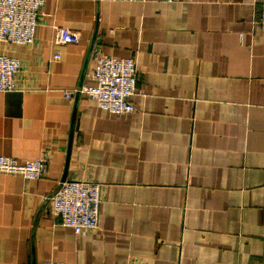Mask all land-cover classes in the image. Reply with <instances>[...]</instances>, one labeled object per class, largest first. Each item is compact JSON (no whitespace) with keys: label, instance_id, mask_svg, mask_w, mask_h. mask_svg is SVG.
<instances>
[{"label":"crops","instance_id":"0c3cea01","mask_svg":"<svg viewBox=\"0 0 264 264\" xmlns=\"http://www.w3.org/2000/svg\"><path fill=\"white\" fill-rule=\"evenodd\" d=\"M257 17L256 0H45L33 43L0 42L21 61L0 91V154L50 156L39 179L0 172V264H264ZM98 54L136 58L133 113L81 92ZM67 167L102 184L96 229L51 215Z\"/></svg>","mask_w":264,"mask_h":264},{"label":"built area","instance_id":"2783aa9c","mask_svg":"<svg viewBox=\"0 0 264 264\" xmlns=\"http://www.w3.org/2000/svg\"><path fill=\"white\" fill-rule=\"evenodd\" d=\"M44 3L45 0H0V42L33 43ZM256 4L257 23L264 28V0H256ZM57 39L63 43H77L80 35L61 29ZM55 57L60 58V54ZM20 69L19 58L0 54V91L16 89ZM86 79L81 92L96 101L102 110L113 114L135 111L132 96L138 91L139 70L134 56L98 54L94 67L86 73ZM49 163L48 153L25 162L0 154V172L21 174L26 179L42 178L49 169ZM48 201L56 223L73 228L77 233L98 228L102 202L100 182L66 179L49 196ZM41 264L66 263L47 260ZM123 264L145 263L126 261Z\"/></svg>","mask_w":264,"mask_h":264},{"label":"water","instance_id":"95a60500","mask_svg":"<svg viewBox=\"0 0 264 264\" xmlns=\"http://www.w3.org/2000/svg\"><path fill=\"white\" fill-rule=\"evenodd\" d=\"M69 153H70V149H69ZM67 174H68V167L66 168L63 178H62V182L65 181L67 179Z\"/></svg>","mask_w":264,"mask_h":264}]
</instances>
